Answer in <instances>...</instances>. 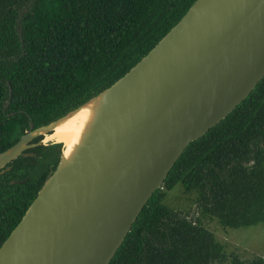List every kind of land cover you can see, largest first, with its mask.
<instances>
[{"label":"trees","instance_id":"obj_1","mask_svg":"<svg viewBox=\"0 0 264 264\" xmlns=\"http://www.w3.org/2000/svg\"><path fill=\"white\" fill-rule=\"evenodd\" d=\"M194 1L0 0V152L114 83ZM61 145L26 149L0 170V246L55 169ZM176 185L195 193L197 216L165 203ZM202 218L230 227L264 220V77L187 145L108 264H264L226 255Z\"/></svg>","mask_w":264,"mask_h":264},{"label":"water","instance_id":"obj_2","mask_svg":"<svg viewBox=\"0 0 264 264\" xmlns=\"http://www.w3.org/2000/svg\"><path fill=\"white\" fill-rule=\"evenodd\" d=\"M263 77L264 0H195L114 83L0 152L2 170L95 100L79 143L1 244L0 264H108L187 145Z\"/></svg>","mask_w":264,"mask_h":264},{"label":"rangeland","instance_id":"obj_3","mask_svg":"<svg viewBox=\"0 0 264 264\" xmlns=\"http://www.w3.org/2000/svg\"><path fill=\"white\" fill-rule=\"evenodd\" d=\"M53 143L46 140L45 145ZM63 152V146L60 147ZM165 203L174 210L180 211L191 218L198 215L195 204V193L185 192L176 185L167 192ZM202 225L213 232L215 239L221 245L226 255H237L243 260L255 257L264 258V220L248 226L230 227L219 224L216 220L201 219ZM215 264H230L229 260Z\"/></svg>","mask_w":264,"mask_h":264},{"label":"bare ground","instance_id":"obj_4","mask_svg":"<svg viewBox=\"0 0 264 264\" xmlns=\"http://www.w3.org/2000/svg\"><path fill=\"white\" fill-rule=\"evenodd\" d=\"M95 105V100H92L74 112L59 124L51 134L46 135L45 140L61 143L64 153L72 150L79 143L83 133L86 131L91 112Z\"/></svg>","mask_w":264,"mask_h":264}]
</instances>
